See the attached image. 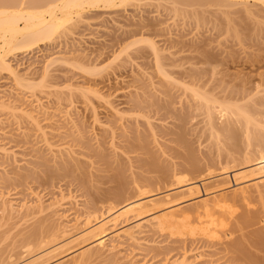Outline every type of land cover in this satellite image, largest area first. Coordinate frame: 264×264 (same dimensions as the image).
Listing matches in <instances>:
<instances>
[{
    "label": "rangeland",
    "instance_id": "1",
    "mask_svg": "<svg viewBox=\"0 0 264 264\" xmlns=\"http://www.w3.org/2000/svg\"><path fill=\"white\" fill-rule=\"evenodd\" d=\"M188 1L88 6L58 36L9 52L17 72L0 69V264L70 260L91 244L70 241L77 218L136 201L143 219L171 205L191 215L115 240L87 264H264V189L230 194L259 142L234 114L243 122L232 141L222 128L231 116L210 102L251 106L249 128L264 133V4ZM214 194H227L225 208L195 212Z\"/></svg>",
    "mask_w": 264,
    "mask_h": 264
},
{
    "label": "bare ground",
    "instance_id": "2",
    "mask_svg": "<svg viewBox=\"0 0 264 264\" xmlns=\"http://www.w3.org/2000/svg\"><path fill=\"white\" fill-rule=\"evenodd\" d=\"M127 1H130V0H31L30 2L28 1V3L26 4L27 1L21 2L20 0H0V5L2 4L1 9H0V69L2 70L5 69L9 73L15 75L17 72L16 67L12 66V64L8 62L7 60V57L10 51L14 49H21V48L29 47L32 44L37 43L40 40L53 38L55 35H57L58 32L61 31L60 29L62 27H63L62 28L63 30L65 28L64 27L65 25H67L68 23L70 24V22L74 19L75 15L78 19L79 18L81 19V16H78V15H80V13L85 7H88V6L98 7L100 3H102L103 5L107 4L108 7L109 6L112 7V6H116L117 4L118 5L122 3L125 4ZM190 1L192 2V0ZM206 1L213 2L216 0H206ZM223 1L226 2L227 0H223ZM239 1H242V4H243V2L247 0H239ZM257 1L259 3L261 2L262 3L261 5L264 4V0H256L254 2H257ZM199 2H202V1H199ZM247 3L248 1L246 2V5ZM259 3H253V4H259ZM3 4L5 5L3 6ZM236 4H238V2ZM86 9L84 10V12H86ZM152 42L150 43L151 45H152ZM154 45L155 44H153L152 47L155 51H157V49L154 48L155 47ZM51 60L53 61V63L58 61L57 59L55 60L51 59ZM52 61L50 62V64L52 63ZM205 99L208 100V98H205ZM215 100L217 101V103L220 102L218 106L220 105L221 107L220 108L221 115L223 117L231 116L230 118L231 120L227 119L229 122H227L226 120L225 123L226 122L227 123L226 124L224 123L225 125H222V128L224 129L223 132L225 133L231 131V134H228V133L227 134L230 136V138H233L232 141L234 140L233 135L234 136L237 135L236 136L237 138L239 137L238 132H235V131H238V130H235L237 127L236 125L238 123L243 122L242 119H241L242 122L232 121L234 120L232 116L237 115L236 116L237 119L235 120H239L238 119L239 117H243L244 119L243 125L244 127L247 126V128H245L246 132L248 133V134L246 133L248 135L247 139L251 141L253 138L254 139L257 138L258 139L257 141L259 142L258 146L255 147V149H253L254 155H258L255 163H253L254 165L252 167H249L246 170L243 169L242 171H237L234 173L236 186L232 188V193H230L232 197L239 196L243 200H248L251 195L250 192L258 191L257 193L260 194L263 191L262 189H264V133L259 132L260 130H258V128L256 131L255 130L256 127L253 130L254 132L251 130L252 128L251 129L249 128V125L250 124L254 125V122L257 120V119H254L255 117H253V111L251 110V106L249 107L247 104L244 105V103L240 104L241 102L239 103L232 102L231 104L230 102H224L218 99H214L213 101H210V102H214ZM213 108L211 109L212 111H213ZM212 113H211V116L214 114ZM252 121H254L253 124H252ZM262 125L264 126V124L261 123L260 126L262 127ZM213 127L215 131L217 128H215L216 126H213ZM250 133L253 134V136L251 135L252 139L250 138V135H249ZM247 155L248 154H246L245 156ZM246 159H250V156ZM226 195L225 194H221V195L214 194V195H209L203 198L196 205L195 212L199 214L203 213L206 217L212 216L213 213H215L214 212L215 210L223 209V207L225 208V205L227 204V201H228V197ZM118 197L120 199V195ZM121 197H122V194H121ZM23 202L21 204L22 208L24 207L28 209L30 206H31L30 208H32L31 203L29 202L27 203L25 201ZM144 206L145 205L142 202H138V201L130 202L124 205V207L122 208L113 209V210L110 209L103 215L96 217L94 219H92L91 217L89 218L86 217V219L84 220H80L77 218V222L80 225L78 224H77L78 226L75 225L74 226L75 229L72 230L73 232L69 233V237L72 238L70 239V241L78 242V243L83 242L84 244L85 242H89V243L91 242V244H89V246L87 245L86 247L87 249H85L84 247L85 250L82 249L78 253L73 254L70 260H64V259L57 258L53 260L54 263H46V264H87L89 263L91 259H94L93 257L99 258L100 256L103 255L102 254L103 252H106V250L109 251V249L111 250L112 246L114 248L115 246L113 242L115 240H118L122 237L125 238L126 236L134 238L136 231L138 233H143L145 231V228H147L148 226H152V228L155 229L156 231L157 230L164 231L171 226H175L176 224H178V222L180 223V221L181 222L186 221L189 218V214L191 213V212L190 213L186 212L185 210L180 209L179 207H176L175 205H171L170 209L167 212H164L163 214L154 215L150 219H143L140 216L143 213ZM21 207L19 209H21ZM251 218L252 217L245 218V221H250ZM205 221H201V222H205ZM212 221H206L205 223H203V226H205L209 231L214 230L213 224L215 222H212ZM135 226L138 227V230L133 229V227ZM229 234L230 233L228 232L224 233V236H229ZM257 240L259 242H264V230L258 233ZM244 253H246V251H244ZM186 254H183V256ZM246 255H249V254H246ZM184 258H186V256H184ZM182 260L186 262V259H182ZM182 260L180 261L181 263L179 261H178L179 263L177 261L175 263L182 264L184 262ZM185 262L184 264L186 263L190 264L189 262H186V263ZM170 263H172V261ZM261 263L263 262L261 261Z\"/></svg>",
    "mask_w": 264,
    "mask_h": 264
}]
</instances>
